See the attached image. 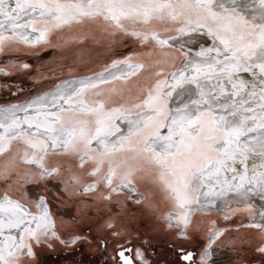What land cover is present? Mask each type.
<instances>
[{
	"label": "snow or ice",
	"instance_id": "obj_1",
	"mask_svg": "<svg viewBox=\"0 0 264 264\" xmlns=\"http://www.w3.org/2000/svg\"><path fill=\"white\" fill-rule=\"evenodd\" d=\"M0 78V264H264V0H0Z\"/></svg>",
	"mask_w": 264,
	"mask_h": 264
},
{
	"label": "flooded vegetation",
	"instance_id": "obj_2",
	"mask_svg": "<svg viewBox=\"0 0 264 264\" xmlns=\"http://www.w3.org/2000/svg\"><path fill=\"white\" fill-rule=\"evenodd\" d=\"M11 80H14V81H21L23 80V85L25 87V89H29V88H32V87H43V86H46V84H40V85H32L27 79H25L24 77L22 76H15V77H12L10 78ZM4 82H7L4 78H0V83H4ZM16 91V88L15 86H11L9 91H3V90H0V95H3V96H9L11 92H14ZM156 257L158 258V260L160 258H162L163 260H160V264H164L165 261L170 262L172 260L175 259V255L174 253H172L167 245H163V246H159V248L157 249V252H156Z\"/></svg>",
	"mask_w": 264,
	"mask_h": 264
},
{
	"label": "rangeland",
	"instance_id": "obj_3",
	"mask_svg": "<svg viewBox=\"0 0 264 264\" xmlns=\"http://www.w3.org/2000/svg\"><path fill=\"white\" fill-rule=\"evenodd\" d=\"M157 239H158L159 243L157 244L156 248L154 249L155 252H157V249L159 248V246L166 245L165 243H163V240H164V236H163V235L160 234V235L157 237ZM250 254H251V253H250V251H249L248 255H250ZM224 258H225V259H228V258H233V257H230V254H226ZM160 260H163V259L160 258V259H159V262H160ZM159 264H160V263H159Z\"/></svg>",
	"mask_w": 264,
	"mask_h": 264
},
{
	"label": "trees",
	"instance_id": "obj_4",
	"mask_svg": "<svg viewBox=\"0 0 264 264\" xmlns=\"http://www.w3.org/2000/svg\"><path fill=\"white\" fill-rule=\"evenodd\" d=\"M161 235H163V234L161 233Z\"/></svg>",
	"mask_w": 264,
	"mask_h": 264
},
{
	"label": "crops",
	"instance_id": "obj_5",
	"mask_svg": "<svg viewBox=\"0 0 264 264\" xmlns=\"http://www.w3.org/2000/svg\"><path fill=\"white\" fill-rule=\"evenodd\" d=\"M242 255H243V253H242Z\"/></svg>",
	"mask_w": 264,
	"mask_h": 264
}]
</instances>
